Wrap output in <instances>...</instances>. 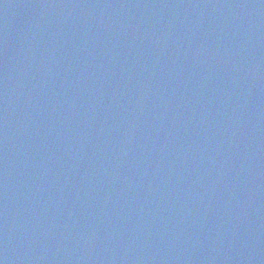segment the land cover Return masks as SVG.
<instances>
[{"label":"water","instance_id":"95a60500","mask_svg":"<svg viewBox=\"0 0 264 264\" xmlns=\"http://www.w3.org/2000/svg\"><path fill=\"white\" fill-rule=\"evenodd\" d=\"M0 264H264V0H0Z\"/></svg>","mask_w":264,"mask_h":264}]
</instances>
